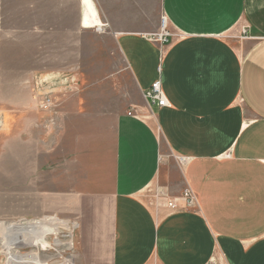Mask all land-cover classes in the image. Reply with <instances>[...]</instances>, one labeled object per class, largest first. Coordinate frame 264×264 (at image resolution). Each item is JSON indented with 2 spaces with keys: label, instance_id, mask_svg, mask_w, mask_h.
<instances>
[{
  "label": "crops",
  "instance_id": "1",
  "mask_svg": "<svg viewBox=\"0 0 264 264\" xmlns=\"http://www.w3.org/2000/svg\"><path fill=\"white\" fill-rule=\"evenodd\" d=\"M93 3L138 102L116 117L109 200L79 214L74 264H264V0H158L165 41L144 0ZM156 81L163 108L143 96ZM183 189L195 208L156 199Z\"/></svg>",
  "mask_w": 264,
  "mask_h": 264
},
{
  "label": "rangeland",
  "instance_id": "2",
  "mask_svg": "<svg viewBox=\"0 0 264 264\" xmlns=\"http://www.w3.org/2000/svg\"><path fill=\"white\" fill-rule=\"evenodd\" d=\"M142 8L169 35L158 0ZM82 17V0H0V223H67L58 246L13 248L45 264H74L79 214L109 200L116 117L138 102L119 46ZM0 264L29 263L0 239Z\"/></svg>",
  "mask_w": 264,
  "mask_h": 264
},
{
  "label": "bare ground",
  "instance_id": "3",
  "mask_svg": "<svg viewBox=\"0 0 264 264\" xmlns=\"http://www.w3.org/2000/svg\"><path fill=\"white\" fill-rule=\"evenodd\" d=\"M83 17L82 25L84 29L102 28L99 21L98 13L92 0H82ZM68 230L67 223L60 222L57 218L48 217L36 222L21 223H0V239L5 251L6 258L11 260L25 259L29 264H45L40 262L37 254L18 255L13 254V248L20 247H41L47 245L49 238L53 237V244L58 246L59 229ZM49 246V245H48ZM24 261V260H23ZM61 264H72L70 260Z\"/></svg>",
  "mask_w": 264,
  "mask_h": 264
},
{
  "label": "built area",
  "instance_id": "4",
  "mask_svg": "<svg viewBox=\"0 0 264 264\" xmlns=\"http://www.w3.org/2000/svg\"><path fill=\"white\" fill-rule=\"evenodd\" d=\"M163 25H166V19L162 20ZM165 27L163 29V34L159 35V40H164L168 37V34L164 33ZM241 34H245V30L241 31ZM144 98L152 105L157 106L159 108H163L167 106V101L164 97L161 84L159 81L151 84L150 88L144 92ZM179 163H185V158H176ZM156 199L160 201V203L164 204L167 208L171 210L178 208V201L181 202L183 209H193L195 208V195L189 189H183L178 199H169L166 193L163 191H158L156 194Z\"/></svg>",
  "mask_w": 264,
  "mask_h": 264
}]
</instances>
